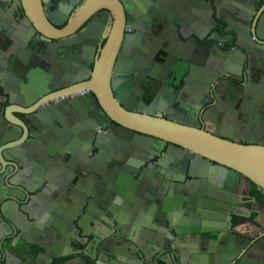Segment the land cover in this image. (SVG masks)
I'll list each match as a JSON object with an SVG mask.
<instances>
[{"label":"water","instance_id":"95a60500","mask_svg":"<svg viewBox=\"0 0 264 264\" xmlns=\"http://www.w3.org/2000/svg\"><path fill=\"white\" fill-rule=\"evenodd\" d=\"M23 1L26 26L0 51V264H54L52 254H75L63 251L89 235L104 264H144L134 255L149 248L164 264H264V253L249 256V237L228 233L233 216L252 214L249 193L233 189L264 190V143L163 114L199 96L218 112L220 94L206 87L241 74L237 110L247 126L256 122L241 106L258 108L264 93V0H71L55 14ZM148 17L149 31L137 22ZM223 34L236 49L220 48ZM138 84L150 86L149 103ZM83 107H93L90 120L75 125Z\"/></svg>","mask_w":264,"mask_h":264},{"label":"flooded vegetation","instance_id":"af4514ba","mask_svg":"<svg viewBox=\"0 0 264 264\" xmlns=\"http://www.w3.org/2000/svg\"><path fill=\"white\" fill-rule=\"evenodd\" d=\"M70 1L71 0H42L43 9L45 11V9L48 7V9L52 10L51 14H55V12L59 11L58 7L60 6V4L62 3L67 4V3H70ZM77 1H80V0H77ZM82 1L83 0L78 2V5H80ZM24 7L25 6H24L23 0H0V39H2V35L5 38L3 42V48L2 46H0V51L3 54H5L7 50V46H9V44L11 45L10 40L8 38L12 37L17 31L22 30L21 28L26 26V24H24L23 22L24 20L23 18L25 14ZM74 11L70 13L69 15L70 18L73 17V15L75 14ZM137 22H138V26L140 27L142 26L144 29H148L151 26L150 25L151 21L149 20V17L142 18L140 19V21H137ZM57 28L61 29L62 27H57ZM217 30H219V32L221 31L220 28H218ZM130 32L134 33L132 31ZM75 37L77 38L75 39L76 41L79 40L80 32L76 33ZM150 38L151 37H148L147 39H150ZM221 38H222L221 40L223 41V43H221L220 48L223 51L226 52L228 50L236 49L234 43L233 42L231 43L230 34H223ZM66 41H68V39H66ZM52 42L55 43L56 41L53 40ZM105 42H106V39L102 38L99 45H104ZM36 43L38 47H42V45L45 44L39 37L37 38ZM66 44H67L66 45L67 49L71 51L75 50L76 45H75V42L73 41V38H71V40L66 42ZM155 45L156 47H159L161 45V42L157 41ZM178 45H180V42H178ZM47 48H51V50H54L55 52V46H51V44H49L47 45ZM211 48L212 47H210L209 54H213V49ZM201 50L202 49H199L196 51H201ZM40 53H41V57H43L44 52L41 51ZM26 54L27 53L24 50L23 51L21 50V53L19 55L22 57H25ZM129 55L131 56V58L135 56L132 53V50L131 52H129ZM82 65H86V62L83 63ZM81 68L83 69V72H84L82 75L83 78L90 75L87 71L86 66H81ZM90 68H93V65H90ZM68 69H70L71 71L74 70L73 63L70 68L68 67ZM71 71H67L66 72L67 74L65 75H68V74L72 75ZM234 71H236L237 73L240 72L239 64H236L234 66ZM199 74L201 75L202 73H197L198 77H199ZM239 75L240 76L235 75L233 78L226 77V78L221 79L220 81H223L221 85H219L218 82L217 83L215 82L210 89L206 87L207 91H209V96H211L212 92L216 94H220L221 109L218 110V112H215L212 110L209 111V108L204 106L205 104L204 98L199 96V98L197 99H190L188 102H186L185 105L187 106L184 109H180L175 104L166 105V111L163 114L166 116V114L171 113V115H168V116H172L174 118H177L182 121H186L194 125L199 124L201 128L207 132L218 133L219 135L224 133L228 135L229 137L238 138L239 142L241 143H245L244 141L245 139L246 140L249 139V141H252L253 142L252 144H255V145L264 143V93L259 95L260 97H259V100H257V102L260 104V106L258 108L252 105V102L250 99L248 102H245L243 106H241V108L244 111L254 112V114L257 117L255 118L256 122L253 125L250 124L249 126H247L245 122L243 121L244 118L242 119L243 112L237 110L238 109L237 106L239 105V103H241V101L244 100L243 95L240 93L241 82H239L238 79L241 77V74ZM164 76H165V80H167L168 78L170 79V73L168 72L167 69L165 71ZM72 77H74V75ZM137 78H139V76ZM225 79L226 81H224ZM227 81H230L231 83H228ZM86 82H89V80H86L85 82L83 81V83H86ZM194 82L200 83L201 82L200 77L194 80ZM158 85H159L158 87H160V83ZM147 87H150V86L145 84V86L142 87L140 84H138L136 87L134 86V92L135 94H141V97H143V99L149 103L150 101L148 99V96L143 94L144 88H147ZM188 87L191 89H194L195 84L189 83ZM90 95H91V92L87 89V90H84L83 92L76 94L73 97L87 98ZM138 99L139 100H137L138 103L136 105L140 106L141 99L140 98ZM83 110L84 112H86V115H81V118L76 113H73V117L71 118L73 119L75 125L77 124L79 126H84L88 124L90 120L89 116H90V113L93 111V107L84 108ZM228 140L233 141L230 138H228ZM243 183L246 184V192L247 193L250 192V184L248 185L246 182H242L239 191L236 189H233L234 194H237V195L239 193H240L239 195L243 194V191H244ZM255 202L258 204H256ZM249 211H252V214L257 215L258 217L257 221H259L264 228V204H261L260 202L255 201L254 199H252L250 195H249ZM234 218L235 216H233L232 218V227L229 229L228 233H232V232L238 233L239 231L236 228L242 226L241 225L242 223L238 225H234ZM247 226L249 229V234L253 236V238L249 236V238L251 239V244H249L250 245L249 249L253 247V244H256V247H253L252 250L249 252V256L251 257L257 256V254L260 253L261 255L260 257H262V254L264 253V231L260 234L259 233L253 234V228L251 227V225L249 224ZM103 229L108 231L107 228L103 227ZM255 234L257 235L254 236ZM91 236H94V235H89V237L82 238L79 241L77 240L71 241L70 243L71 246H69L67 249L65 248L66 251H63V252H66L67 254H70L71 252H75V254L66 255V256H56L52 254L53 263L54 264H93L95 263V261H93L92 256H95L97 262H99L100 264H104L106 260H105L103 253L100 251V243L97 244V242H93V239L95 238V236L93 238H91ZM34 240L35 241L38 240L39 242L41 241L43 243H46V241L40 238V236L38 239L35 238ZM148 250L150 252L149 256L147 254L146 256L145 255L143 256L134 255V257L136 259L138 258V261L142 260L144 264H147V262H149L150 264H157L158 262L159 264H164L163 261H161L163 256L160 257L158 255H153V252L150 251L151 249H148ZM263 257L261 259L264 260ZM164 259H167V257H164ZM252 260H253L252 258H249V262H251ZM135 263L137 262L135 261ZM18 264H21V262H18ZM34 264H46V262L44 258H42L37 263H34ZM138 264H140V262H138Z\"/></svg>","mask_w":264,"mask_h":264},{"label":"trees","instance_id":"16d2710c","mask_svg":"<svg viewBox=\"0 0 264 264\" xmlns=\"http://www.w3.org/2000/svg\"><path fill=\"white\" fill-rule=\"evenodd\" d=\"M249 195L252 197L257 202H260L261 204H264V190L261 189L259 186H257L255 183L251 182L250 183V192ZM257 215L252 214L250 218H241V217H236L234 218V225L241 224L243 226L251 225L253 228V234L254 233H262L264 231V228L260 222H257ZM261 224V225H260ZM255 234L254 236H256ZM250 237L253 238L251 234H249Z\"/></svg>","mask_w":264,"mask_h":264},{"label":"crops","instance_id":"0c3cea01","mask_svg":"<svg viewBox=\"0 0 264 264\" xmlns=\"http://www.w3.org/2000/svg\"><path fill=\"white\" fill-rule=\"evenodd\" d=\"M18 117H23L22 115H17ZM243 194L244 195H248V193L246 192V184L245 183H243ZM242 196L240 195L239 196V198H241ZM244 201H245V203L249 206V199L247 198V197H244V198H242ZM236 229H238V233L239 234H241V235H243V236H245V237H249V229H248V226L246 227V226H240V227H237ZM94 236H91V238H93ZM72 241H75V239H72ZM150 249V248H149ZM147 264H150L149 262H147Z\"/></svg>","mask_w":264,"mask_h":264}]
</instances>
